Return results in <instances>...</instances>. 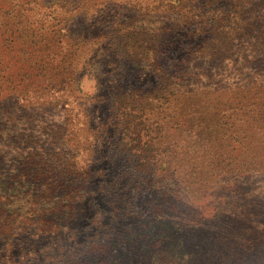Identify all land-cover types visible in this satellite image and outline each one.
Returning a JSON list of instances; mask_svg holds the SVG:
<instances>
[{
	"label": "trees",
	"instance_id": "trees-1",
	"mask_svg": "<svg viewBox=\"0 0 264 264\" xmlns=\"http://www.w3.org/2000/svg\"><path fill=\"white\" fill-rule=\"evenodd\" d=\"M51 1L0 0V106L15 113L12 123H0V264H214L209 252L220 248L209 240L206 217L214 216L223 191L209 188L213 175L192 167L190 158L210 159L238 179L253 169L239 166H264V153H257L264 147V0ZM109 9L118 16L110 20ZM77 12L109 14L107 30L89 40L73 38ZM104 40L110 65L117 64L115 56L140 63L145 81L119 86L112 114L122 132L119 149L135 158L94 192L96 180L107 179L106 168L94 166L93 148L106 124L86 135L91 116L78 86L80 67L101 52ZM11 158L21 162L19 169ZM130 173L139 178L131 204L141 207L138 222L108 198L107 230H100L106 212L99 210L91 216L94 232L80 233L91 226L84 222L87 196L118 192ZM60 229L73 244L50 261L47 252L30 262L27 250L35 248L24 238ZM189 235L198 237L196 245L184 244ZM239 239L230 242L264 261L258 239Z\"/></svg>",
	"mask_w": 264,
	"mask_h": 264
},
{
	"label": "rangeland",
	"instance_id": "rangeland-1",
	"mask_svg": "<svg viewBox=\"0 0 264 264\" xmlns=\"http://www.w3.org/2000/svg\"><path fill=\"white\" fill-rule=\"evenodd\" d=\"M15 1L21 2L23 0ZM71 1H73L75 5L83 2V0ZM51 2V0H40L39 3L42 5H48ZM112 5L118 6L117 1H114ZM74 9L77 10L76 7H74ZM109 11L115 15L108 17L109 14L107 15V13H103V16L100 17L99 12L91 13V15L85 14L84 12H77L74 15L71 23L73 38H84L85 40H89L92 37L97 36L101 30H104L107 27V22L104 20L105 16L110 20L113 19L114 16H118L117 13L119 12L117 10L109 9ZM100 19H102V21H98ZM110 49L111 46L106 40H104V45H102L101 52H99L98 55L90 56L88 65L80 67L79 71L82 84L81 86H78V94L80 95V101L83 103V106L91 116L85 125L86 135L89 136L87 132L88 128H94L92 131H96V127L98 128L100 124H106V128L94 135L93 148L95 151L94 166L106 168L107 179H103L102 177L97 179L95 185H93L94 192L99 191L101 186L112 183L115 175L119 171L123 172V169L128 170V167H130L132 164V159L135 158V156H131L128 151H122L119 149V141L122 132L119 129V126L115 125L112 114L117 101L116 89L119 86L123 88L137 86L142 84V82L144 83L145 81V79H141L140 76V70H142L140 63L132 62L126 58H124L123 61H120L119 57L115 56L114 59L117 61V64L114 67L111 66L110 62L113 57ZM6 57L7 56L5 55L2 56V58ZM10 57L12 56L10 55ZM12 59L15 60V58ZM120 62H123L125 65H118ZM127 77H132L134 80L131 82L124 81V79ZM117 78H119L118 81H116ZM118 83L122 85H118ZM5 107V103L0 106V123H6L10 121L12 123L13 119L15 118V113L10 114L9 110H7ZM80 127L84 128V124L80 125ZM259 149L260 150H257L258 154L264 153L263 145L259 146ZM12 161H14L12 166L16 169H19L21 162L18 159H13ZM263 161L264 157L262 158L261 162ZM190 163H192L190 164L192 167L202 166L199 171H205L206 174L209 171L213 175L210 178L212 183L208 185L209 188L210 186H213V188L223 191L222 195L224 199H221L222 203L219 205L217 211L213 212L214 216L209 214L206 217L209 218L207 220L209 222V230L213 231L212 233H219L220 237L217 238L215 236H211L212 233H207V235L211 243L216 245L217 248H220V252H209V254L213 255H211L207 260H213L214 264H264V261H260L257 259V257H255V255H251L248 252V249L244 250L242 248V243H239L238 245L233 243V246V244L230 242L234 239H238L239 241L241 240L239 237H242L247 238L249 243L252 244L255 242V239H258L261 247L264 248V166H239L243 169L246 167L247 170L253 169L251 175L248 178L245 176V173H242L238 179L234 178V176H232L229 171H226V166H215L213 163H210V159H206L204 163H199V160L195 162L190 158ZM7 166L5 167V170L9 171ZM227 173L229 175H227ZM135 175L136 174L130 173L123 177L122 183L124 185L119 188L118 192L113 191L112 194L107 197H104V193L102 192H99V195L96 196L98 198L91 194L87 196V198H89L87 201L89 207V216H86L88 218L84 219V222L87 224L89 223L91 226L87 227L83 225L80 228V233L87 235V233L94 232L93 229L96 228L97 225L92 223L93 219L91 216L94 218L96 216L95 214L99 210L103 213L106 212L105 215H101L99 217L102 218V222H104L100 230H107V226L104 225H107L111 219L109 215L110 204L107 205L108 198H112V200L118 202V205H121L120 209H123L121 215L124 213H127L128 216L133 215L131 218L126 217V219L130 218L128 221H132L134 223L138 222L134 219V214L135 212H141V207L134 208V210L131 208V204H133L136 201L135 199H137L135 196H139L137 193L139 188L137 179L139 178H136ZM187 176L190 180L194 178L190 175ZM185 180L186 179H184V181ZM247 181L249 182L248 184H246ZM192 184L195 188L199 187V184L195 182ZM186 187L187 188H184L185 192L190 194V189L193 188L191 183L186 185ZM150 191L151 189H149L148 192ZM194 192L198 191L195 190ZM250 193H253L254 195L248 196ZM151 194L156 195V190L154 189V192ZM146 196H149V193H147ZM158 197L161 198L160 196ZM137 203L138 202L135 204ZM198 221L200 223H207L206 220L202 219H199ZM68 233V230L64 231L60 229L51 236L41 234L35 235L36 233L29 234L30 236L28 237V240L24 238L23 242L26 243V247L33 245L35 248L33 249L34 251L30 249L27 250V255L30 258V262L34 260V257H40L43 254H47V252H49L47 261H50L52 257L56 255L59 248H67L70 246L69 244H73V240L70 241ZM186 240H184V244L188 242L187 245L193 246L198 243V237L194 235H189ZM231 245V251L224 254L223 252L229 249ZM208 248L210 250V246H208ZM239 251H245V254H241ZM236 253H240V257H238ZM201 257L204 258V256ZM35 264H43V262L39 260V262Z\"/></svg>",
	"mask_w": 264,
	"mask_h": 264
}]
</instances>
